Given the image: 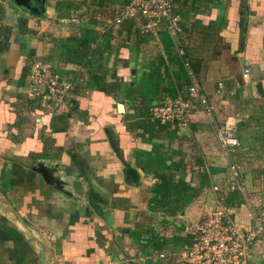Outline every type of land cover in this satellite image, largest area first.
I'll return each mask as SVG.
<instances>
[{"label": "crops", "instance_id": "0c3cea01", "mask_svg": "<svg viewBox=\"0 0 264 264\" xmlns=\"http://www.w3.org/2000/svg\"><path fill=\"white\" fill-rule=\"evenodd\" d=\"M126 3L46 0L31 13L0 0V264H184L185 224L214 210L229 176L215 135L229 117L241 141L232 157L260 200L264 0H175L179 42L112 25ZM35 62L79 77L66 104L33 97ZM193 83L212 116L195 103L184 128L153 121L164 94L188 98ZM235 214L253 225L247 206Z\"/></svg>", "mask_w": 264, "mask_h": 264}, {"label": "built area", "instance_id": "2783aa9c", "mask_svg": "<svg viewBox=\"0 0 264 264\" xmlns=\"http://www.w3.org/2000/svg\"><path fill=\"white\" fill-rule=\"evenodd\" d=\"M62 23H78V20L62 19ZM133 22L142 34L156 37L165 31L176 42L183 29L175 0H127L115 11L111 24L121 26ZM180 55L184 51L180 49ZM192 79L193 73L186 65ZM246 70L243 77L249 74ZM79 77L64 79L51 65L35 62L31 67L29 88L44 108H59L66 104ZM222 90V85H219ZM188 98L164 94L161 101L150 108V117L159 125L186 127L195 103L212 116L214 106L200 87L193 83L187 88ZM239 122L234 117L215 125V135L223 153L229 159V176L224 186H215L219 194L218 204L207 217L185 224L180 259L184 264H264V179L257 185L260 200L249 194L244 167L235 163L233 152L241 147L238 137ZM247 206L253 225L244 227L237 223L236 208ZM165 253L159 259L165 260Z\"/></svg>", "mask_w": 264, "mask_h": 264}, {"label": "water", "instance_id": "95a60500", "mask_svg": "<svg viewBox=\"0 0 264 264\" xmlns=\"http://www.w3.org/2000/svg\"><path fill=\"white\" fill-rule=\"evenodd\" d=\"M15 1H17V4L19 6H21L22 8H24L25 10H27L28 12H31V13H36V10H38L35 7V11H33L32 6H31L32 3H34L35 5L38 4V8L40 10H43V7H44L45 2H46V0H15ZM127 175L130 176L131 178H133L134 181L138 180V175L136 174L135 170L129 171Z\"/></svg>", "mask_w": 264, "mask_h": 264}]
</instances>
